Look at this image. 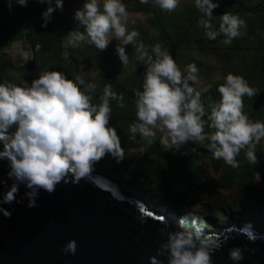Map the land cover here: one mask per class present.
I'll use <instances>...</instances> for the list:
<instances>
[{
    "label": "clouds",
    "instance_id": "clouds-1",
    "mask_svg": "<svg viewBox=\"0 0 264 264\" xmlns=\"http://www.w3.org/2000/svg\"><path fill=\"white\" fill-rule=\"evenodd\" d=\"M47 3L42 13L46 27L55 10L63 11V0H39ZM147 4L148 0H140ZM26 7L28 0H16ZM162 10L173 12L180 0H154ZM11 9V0H8ZM195 6L208 19L198 23L206 29L209 39L223 33L224 43L230 45L239 37L246 22L239 15L224 12L220 15L219 31L212 30L213 10L219 7L218 0H195ZM126 5L122 0H85L82 8L74 12V19L84 25L85 32L71 31L73 47L81 42L95 45L104 51L111 43L109 33L114 32L116 53L122 64L128 63L125 45L136 44L139 32L128 31ZM139 59L145 63L143 90L135 91L136 117L138 123L130 126L133 138L137 134L151 144L157 129L163 133L161 144L165 151L179 150L189 141H208L207 150L215 159L231 167H239L236 157L246 149L247 159L255 164V148L264 139V122L251 121L243 112V97H253L257 90L250 87L240 75L228 73L225 83L218 86L220 100L207 115L201 102V93L191 86L197 80L196 65L187 66L185 76L171 53L156 44L149 55L143 43L137 45ZM67 57V53H64ZM191 82V83H190ZM84 85L82 89L80 86ZM95 84L85 85L80 76L66 77L64 72L40 71L31 84L0 83V160L8 162V178L13 181L9 190L0 198V205L12 204L23 184L27 191V207H36L41 190L52 194L61 182L78 183L105 155L110 154L119 163L124 150L115 127L110 126V100H117L118 107H125L122 94H117L111 84L104 87L100 103L92 102L87 93L94 91ZM212 129L205 131V126ZM5 183L0 181V184ZM0 213L10 217L11 212L0 207ZM216 245L208 242L201 230H174L167 233V240L157 250L158 255H167L168 264H212V252ZM76 241H69L65 253L75 254ZM229 258L238 262L243 259L239 248L229 250ZM150 264H163L157 256L150 257Z\"/></svg>",
    "mask_w": 264,
    "mask_h": 264
},
{
    "label": "rangeland",
    "instance_id": "rangeland-1",
    "mask_svg": "<svg viewBox=\"0 0 264 264\" xmlns=\"http://www.w3.org/2000/svg\"><path fill=\"white\" fill-rule=\"evenodd\" d=\"M35 1L28 0L27 6ZM84 2L63 0V11L55 10L44 27L42 13L46 6L34 20L19 25L7 41L0 42V83L27 81L30 85L40 71H61L67 78L80 76L85 82L89 80L95 84L91 97L93 103L99 104L101 81L107 76L114 79L112 89L116 93L129 84L143 86L141 77L146 66L139 59V43L154 56L152 49L156 44L166 50L165 43H172L179 36L185 39L207 37L206 29L198 21L208 17L197 9L195 0H180L179 6L170 13L157 6L154 0H148L147 4L140 0H122L128 13V31L139 32L136 44L124 46L128 63L123 65L116 53V46L123 44L116 40L114 32L109 33L112 41L104 51L88 42L73 47L68 34L85 32L84 25L74 19V12L82 8ZM99 3L102 9L103 0ZM218 3L211 19L213 31H219L220 15L225 11L233 14L236 9L246 22V28L241 29L240 36L230 45L224 43V36L214 45H195L184 40L176 47L175 61L185 76L189 64L194 63L198 68L197 80L191 86L201 93L205 121L211 107L220 100L218 86L225 83L226 75L231 72L243 76L249 86L257 90L255 96L243 97L244 114L253 122H264V0H218ZM11 4L10 9L8 0H0V20L6 14L25 8L16 0H11ZM135 100L136 96L124 98L123 108L118 107L117 100L110 102V126L116 128L120 137L124 150L121 162L128 170L116 174L105 170V173L118 181L119 187L129 196L165 214L173 230L219 232L231 224L264 230V177L258 170L260 164L264 174V139L255 148L257 162L253 164L247 159L246 148L236 157L239 167L235 168L223 159H215L207 150L208 141H189L178 151H165L160 142L163 133L158 128L153 129L156 137L151 144L139 134L133 138L130 126L138 123ZM205 131L212 129L206 125ZM183 156H192L194 165L201 168L198 175L186 182L185 189L177 183ZM104 167L118 166L107 160L93 166L102 172ZM178 215L183 223H179ZM255 220L260 222L254 224Z\"/></svg>",
    "mask_w": 264,
    "mask_h": 264
},
{
    "label": "water",
    "instance_id": "water-1",
    "mask_svg": "<svg viewBox=\"0 0 264 264\" xmlns=\"http://www.w3.org/2000/svg\"><path fill=\"white\" fill-rule=\"evenodd\" d=\"M0 143V150H2ZM95 168L78 183L61 182L54 193L40 191L29 208L21 184L12 204L0 207V264H150V257L168 264L157 250L174 231L165 214L129 196L118 181ZM123 172L119 167L108 168ZM6 160H0V198L13 183ZM210 244L212 264H264V230L231 224L219 232L202 231ZM76 241L75 254L62 249ZM239 248L243 259L234 262L229 250Z\"/></svg>",
    "mask_w": 264,
    "mask_h": 264
},
{
    "label": "trees",
    "instance_id": "trees-1",
    "mask_svg": "<svg viewBox=\"0 0 264 264\" xmlns=\"http://www.w3.org/2000/svg\"><path fill=\"white\" fill-rule=\"evenodd\" d=\"M55 3V0H53V4ZM48 6L47 3H40L39 0H36L33 4H31L30 6H27L25 8L22 9H18L15 12H12L10 14H6L4 15L1 20H0V42H5L9 39L10 34L14 31V29L16 27H18L19 25L25 23V22H29L34 20V18L36 16H39L41 13V10ZM239 10L236 9L233 11V14H237L238 15ZM223 33H221L220 35H218L216 37V39H209L208 37H191L187 39L192 42L195 45H211L215 42H217V40H219L220 38H222ZM184 38V36H179V39H175L173 40L172 43H165L166 46V50L169 51L171 53V55L173 56L174 60H175V51H176V47L179 46V44L181 42H183L184 40H187ZM70 79V78H69ZM144 80V74H142L141 77V82H143ZM87 84H91V82L89 80H87L85 82V85ZM102 84V89L100 91L99 97L102 95L103 89L106 85L111 84V86L114 85V79L111 76H107L105 78L102 79L101 81ZM82 89L84 88V85L80 86ZM142 88V84H129L123 87H120L117 91V94H122L123 97L125 99H132L135 97V91L134 90H141ZM88 95L92 96L94 95V91H91L89 93H87ZM114 100H110V102H112ZM109 161L111 162L112 165L118 166L119 168H121L123 171L127 172L128 167L125 163L123 162H119L117 163L116 159L113 158L110 154L105 155L104 158H102L99 162L102 161ZM180 171H179V176H178V185L180 187H183L184 189L186 188V182L194 175H198V173L201 172V168L197 167L194 165L193 162V158L192 156H183L180 160ZM258 170L261 173V175L264 177L263 174V169L262 166L260 164H258ZM179 223H183V219L181 218L180 215H178ZM259 220H255L253 221V223H259ZM186 225L192 226L193 223L192 222H185Z\"/></svg>",
    "mask_w": 264,
    "mask_h": 264
},
{
    "label": "bare ground",
    "instance_id": "bare-ground-1",
    "mask_svg": "<svg viewBox=\"0 0 264 264\" xmlns=\"http://www.w3.org/2000/svg\"><path fill=\"white\" fill-rule=\"evenodd\" d=\"M104 168H105V167H104ZM107 169H108V168H107ZM107 169H106V171H108ZM108 172H111V173H115V174H116V173H117V170L112 169V171H108ZM106 175H109V174H106ZM109 176H110V175H109ZM110 177H112V176H110Z\"/></svg>",
    "mask_w": 264,
    "mask_h": 264
}]
</instances>
